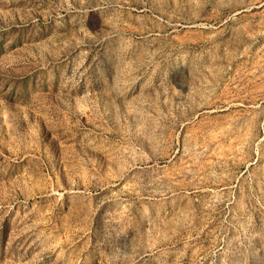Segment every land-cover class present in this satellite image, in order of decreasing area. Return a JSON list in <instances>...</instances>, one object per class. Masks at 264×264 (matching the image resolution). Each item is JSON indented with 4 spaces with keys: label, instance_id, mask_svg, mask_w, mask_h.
I'll use <instances>...</instances> for the list:
<instances>
[{
    "label": "rangeland",
    "instance_id": "rangeland-1",
    "mask_svg": "<svg viewBox=\"0 0 264 264\" xmlns=\"http://www.w3.org/2000/svg\"><path fill=\"white\" fill-rule=\"evenodd\" d=\"M0 264H264V0H0Z\"/></svg>",
    "mask_w": 264,
    "mask_h": 264
}]
</instances>
